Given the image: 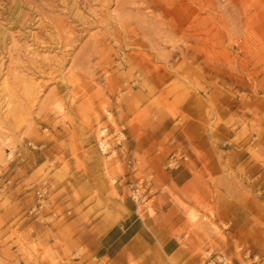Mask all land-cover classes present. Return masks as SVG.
Here are the masks:
<instances>
[{
	"label": "rangeland",
	"instance_id": "obj_1",
	"mask_svg": "<svg viewBox=\"0 0 264 264\" xmlns=\"http://www.w3.org/2000/svg\"><path fill=\"white\" fill-rule=\"evenodd\" d=\"M190 122L230 127L264 165V0H0V264H108L104 235L154 215L157 186L191 165ZM224 176L207 180L243 185ZM240 192L262 234L264 191ZM201 207L184 206L183 241L233 264L229 226ZM262 237L247 254L233 238L235 257L264 264Z\"/></svg>",
	"mask_w": 264,
	"mask_h": 264
},
{
	"label": "crops",
	"instance_id": "obj_2",
	"mask_svg": "<svg viewBox=\"0 0 264 264\" xmlns=\"http://www.w3.org/2000/svg\"><path fill=\"white\" fill-rule=\"evenodd\" d=\"M185 132L189 140L184 144V151L191 165L171 171L168 185L157 186L154 197L160 198L161 202L156 204L154 215L140 216L136 211L128 221L129 215L125 222L112 226L104 235L103 238L107 236L106 246H103L105 251L100 258L108 257V264H128L129 258L135 260V264H200L199 259L192 255L194 246L183 240L189 226L184 206L202 214L201 203L213 206L215 214L211 221L215 225L220 226L223 222L229 226L225 229L220 227L227 246L224 247L223 242L218 243L225 253L233 255V264H242L245 256L235 257L233 238L241 239L247 254L249 249H254V237H264V232L261 234V230H255L252 225L254 201L240 192L243 189L253 196L254 192L264 191V165L251 159L245 151L244 141L235 142L234 131L224 124L220 123L211 130L201 123L190 122ZM228 169L243 185H210L208 175L220 180ZM231 187L239 189V192H229ZM238 198L241 202H237ZM115 227L116 231H113ZM239 228L242 230L238 234ZM111 232L114 235L109 236ZM205 232L204 236L217 241L213 231ZM115 242L117 248L111 252Z\"/></svg>",
	"mask_w": 264,
	"mask_h": 264
},
{
	"label": "built area",
	"instance_id": "obj_3",
	"mask_svg": "<svg viewBox=\"0 0 264 264\" xmlns=\"http://www.w3.org/2000/svg\"><path fill=\"white\" fill-rule=\"evenodd\" d=\"M181 158L184 159V160L186 159L185 157L176 158L175 156H171L169 161H168V166H172V165L176 164L179 160H181ZM37 194L39 196L42 195L39 191L37 192Z\"/></svg>",
	"mask_w": 264,
	"mask_h": 264
}]
</instances>
